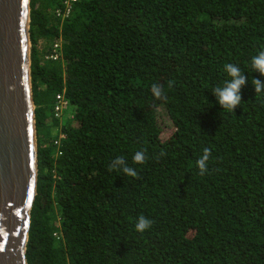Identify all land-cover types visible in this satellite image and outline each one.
<instances>
[{
	"label": "trees",
	"instance_id": "16d2710c",
	"mask_svg": "<svg viewBox=\"0 0 264 264\" xmlns=\"http://www.w3.org/2000/svg\"><path fill=\"white\" fill-rule=\"evenodd\" d=\"M60 4L29 0L27 264H264V91L252 83H264L252 67L264 0H76L63 19ZM57 39L61 57H46ZM227 64L246 77L232 112L213 92L231 81ZM61 91L73 111L60 123ZM117 157L125 164L110 170ZM140 216L152 221L144 232Z\"/></svg>",
	"mask_w": 264,
	"mask_h": 264
},
{
	"label": "water",
	"instance_id": "95a60500",
	"mask_svg": "<svg viewBox=\"0 0 264 264\" xmlns=\"http://www.w3.org/2000/svg\"><path fill=\"white\" fill-rule=\"evenodd\" d=\"M29 0H0V264H27L36 194Z\"/></svg>",
	"mask_w": 264,
	"mask_h": 264
},
{
	"label": "clouds",
	"instance_id": "9594fccd",
	"mask_svg": "<svg viewBox=\"0 0 264 264\" xmlns=\"http://www.w3.org/2000/svg\"><path fill=\"white\" fill-rule=\"evenodd\" d=\"M226 70L229 75L232 77L231 81L228 82L224 87H216L213 92L215 93L219 104L223 107L224 110L229 112L235 111L236 107L241 104L242 99L240 95V88L246 82L245 75H242L240 69L232 64H227ZM252 67L255 71H259L261 75H264V51L260 52L257 56L253 57ZM255 86V91L257 94L264 91V83L259 79H254L252 82ZM152 91L156 97L161 96V89L153 85ZM210 156V150L208 148L204 149L203 156L198 160V166L200 168L201 174L207 171L206 162ZM134 161L137 163H143L146 159L144 152L138 151L133 157ZM124 165L125 160L122 157H117L111 164V169H118L117 165ZM122 171L129 176H137V172L128 166H124ZM152 221L144 216H140L138 223L136 224V229L139 232H144L151 226Z\"/></svg>",
	"mask_w": 264,
	"mask_h": 264
},
{
	"label": "built area",
	"instance_id": "2783aa9c",
	"mask_svg": "<svg viewBox=\"0 0 264 264\" xmlns=\"http://www.w3.org/2000/svg\"><path fill=\"white\" fill-rule=\"evenodd\" d=\"M76 0H61V4L53 9V12L55 15L59 16L61 19L64 17H67L71 10L73 3ZM46 57L52 58V59H58L61 57V40L57 39L52 43V48L48 54H46ZM69 106V101L65 97L64 92H58L55 95V101H54V115L58 117V119L62 120V114L65 107ZM70 116H72V113H70ZM61 123V122H60ZM62 136V134L60 135ZM55 143H59V139L55 140Z\"/></svg>",
	"mask_w": 264,
	"mask_h": 264
},
{
	"label": "rangeland",
	"instance_id": "374dc122",
	"mask_svg": "<svg viewBox=\"0 0 264 264\" xmlns=\"http://www.w3.org/2000/svg\"><path fill=\"white\" fill-rule=\"evenodd\" d=\"M43 45V42L41 44H39V46H42ZM73 107L71 105L67 106L64 108L63 110V114H62V121H65L67 119H69L71 116H70V113H72V110ZM159 119H160V122H161V136L162 137H165L166 135H168L169 133V129L172 128V122L170 121V119L167 117V114L165 112L164 109H159Z\"/></svg>",
	"mask_w": 264,
	"mask_h": 264
}]
</instances>
